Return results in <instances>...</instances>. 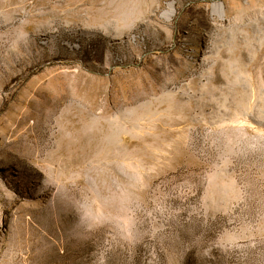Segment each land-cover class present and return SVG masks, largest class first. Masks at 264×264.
<instances>
[{"label":"rangeland","instance_id":"374dc122","mask_svg":"<svg viewBox=\"0 0 264 264\" xmlns=\"http://www.w3.org/2000/svg\"><path fill=\"white\" fill-rule=\"evenodd\" d=\"M0 264H264V0H0Z\"/></svg>","mask_w":264,"mask_h":264}]
</instances>
